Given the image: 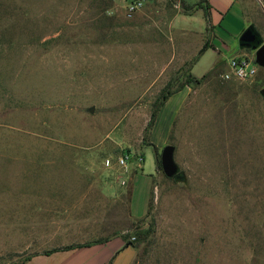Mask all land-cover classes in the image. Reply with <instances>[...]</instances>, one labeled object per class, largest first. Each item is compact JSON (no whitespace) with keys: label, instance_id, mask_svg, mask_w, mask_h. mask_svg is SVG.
I'll list each match as a JSON object with an SVG mask.
<instances>
[{"label":"rangeland","instance_id":"374dc122","mask_svg":"<svg viewBox=\"0 0 264 264\" xmlns=\"http://www.w3.org/2000/svg\"><path fill=\"white\" fill-rule=\"evenodd\" d=\"M208 1L212 28L207 0H0V264H121L118 239L91 245L127 232L130 264H264V68L238 47L250 23L264 39V0ZM230 56L253 73L224 78Z\"/></svg>","mask_w":264,"mask_h":264},{"label":"crops","instance_id":"0c3cea01","mask_svg":"<svg viewBox=\"0 0 264 264\" xmlns=\"http://www.w3.org/2000/svg\"><path fill=\"white\" fill-rule=\"evenodd\" d=\"M227 5L230 6V8L235 4L233 3V0H226ZM202 13V16H205V22L207 21V25L212 28L213 26H216V21L215 20H210V6H209V1L207 0V6H206V12L203 9H197L196 11H199ZM209 16V17H208ZM208 18V20H207ZM209 47H211V43L209 42ZM219 53V52H218ZM183 94L182 92H176L171 94L166 101L164 102L163 106L161 107V109L159 110V113L156 117V121L153 125V130L155 132V137H157V139H162L163 137H165V135L168 132V128H169V122L171 120V118H173V116L175 115V112L177 110V108L179 107L180 103L183 101ZM160 112L162 113L160 116ZM115 239H120L119 236L115 235L113 237H110V239H108L106 242L104 243H100V244H96V245H91L93 247H99L103 244L106 243H110L111 241L115 240ZM116 243V248H119V253H125L123 256V258H120L121 264H130L132 262L133 256L135 255V250L133 248V250H131V248H129L131 245H125V239L118 241ZM89 247H91L90 245H87ZM82 247H86V246H80L77 247L75 249H72L73 251L77 250V249H81ZM119 254V255H120ZM30 260V259H29ZM28 260V262H29Z\"/></svg>","mask_w":264,"mask_h":264},{"label":"water","instance_id":"95a60500","mask_svg":"<svg viewBox=\"0 0 264 264\" xmlns=\"http://www.w3.org/2000/svg\"><path fill=\"white\" fill-rule=\"evenodd\" d=\"M238 47L240 49H250L254 51L255 62L264 68V39L253 23H250L238 37ZM260 94L264 99V86L260 89ZM93 107L88 109L92 113ZM175 147L166 144L160 151L159 162L163 174L167 178L183 179L184 175L174 158Z\"/></svg>","mask_w":264,"mask_h":264},{"label":"trees","instance_id":"16d2710c","mask_svg":"<svg viewBox=\"0 0 264 264\" xmlns=\"http://www.w3.org/2000/svg\"><path fill=\"white\" fill-rule=\"evenodd\" d=\"M201 5V4H200ZM206 6L207 5H204L203 6V8H204V11H205V13H207L206 12ZM209 48V43L208 42H205L204 44H203V46L199 49V51H198V53H197V55L195 56V58H194V61L206 50V49H208ZM221 61H219V62H217V64L212 68V69H214V68H216L218 65H219V63H220ZM205 76V75H204ZM203 76V77H204ZM191 76L190 77H188V79H189V81L190 80H192V79H195V78H191ZM197 81H199V79L197 80ZM175 91H173V92H170V91H167V92H165V93H163L162 95H161V101L159 102V104L156 106V108H155V110H153V112H152V114H151V117H150V120H149V122H148V125L149 126H153V123H154V120H155V118H156V115H157V112L159 111V109L161 108V106L164 104V102L166 101V99L171 95V94H173ZM148 145H153L152 143H149ZM154 146V145H153ZM157 148L156 147H154V154H155V161H156V163H157V167H158V169H160L161 170V166H160V162H159V160H158V154H157ZM123 155L124 156H126L127 158H129V150H124L123 151ZM174 180H180V179H177V178H173ZM182 179V178H181ZM148 229V228H147ZM147 229L146 230H140V228H136V229H133V231L132 232H134V237H135V239H139L138 237L139 236H144V234H146V232H147ZM130 233L131 232H127L125 235H122V237L125 239V245H132L133 247H136V245H135V242L134 241H131L130 240ZM111 237V236H110ZM110 237H106V238H103V239H100V240H97L95 243H104V242H106L108 239H110ZM90 244H92V243H85V244H75V245H69V246H65V247H62V248H58V247H55V248H52V249H49V250H46V251H44L42 254H49V253H52V252H55V251H58V250H69V249H75V248H77V247H80V246H87V245H90Z\"/></svg>","mask_w":264,"mask_h":264},{"label":"built area","instance_id":"2783aa9c","mask_svg":"<svg viewBox=\"0 0 264 264\" xmlns=\"http://www.w3.org/2000/svg\"><path fill=\"white\" fill-rule=\"evenodd\" d=\"M142 5V0H129L127 3V10L128 12H134L136 9H138ZM254 63H251L250 60L247 58H236L234 56H230L228 59V66L231 70L230 73L223 74L224 78H230L232 75L239 79H244L251 75L254 71L253 67ZM127 160L128 158L124 155H121L118 160V165L122 167L125 172L127 171ZM106 165H109L110 162L108 159H106ZM121 185H125L126 182L124 180H120Z\"/></svg>","mask_w":264,"mask_h":264},{"label":"flooded vegetation","instance_id":"af4514ba","mask_svg":"<svg viewBox=\"0 0 264 264\" xmlns=\"http://www.w3.org/2000/svg\"><path fill=\"white\" fill-rule=\"evenodd\" d=\"M252 51V50H251Z\"/></svg>","mask_w":264,"mask_h":264}]
</instances>
